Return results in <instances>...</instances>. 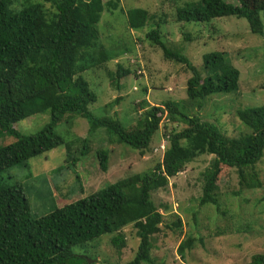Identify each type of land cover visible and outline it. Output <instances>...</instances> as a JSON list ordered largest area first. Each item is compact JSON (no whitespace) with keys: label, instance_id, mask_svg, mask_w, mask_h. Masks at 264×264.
Listing matches in <instances>:
<instances>
[{"label":"trees","instance_id":"16d2710c","mask_svg":"<svg viewBox=\"0 0 264 264\" xmlns=\"http://www.w3.org/2000/svg\"><path fill=\"white\" fill-rule=\"evenodd\" d=\"M117 1L50 0L54 7L50 11L44 2L24 0L17 8L15 0H0V138L8 135L16 139L0 146V264H91L73 249H87L113 236L111 245L121 254L128 240L120 228L129 222L140 242L135 257L126 264H158L152 250L155 235L161 232L163 214L153 202V193L203 156L214 159L212 169L203 173L202 207L218 205V188L231 179L228 171L233 169L242 188L262 187L256 167L264 157V106L237 110L246 130L235 138L202 115L184 113L173 101L149 108L133 129L125 128L114 117L97 118L90 112L89 107L98 97L84 73L115 59L102 41L100 23L106 11L118 7ZM235 1L186 3L178 8L177 21L210 25L217 19L236 17L248 22L250 34L263 36L260 14L264 12V0ZM127 16L131 30L144 29L150 20L149 11L141 8L130 10ZM161 26L157 23L146 38L160 47L166 60L184 65L192 73L187 83L190 102H197L201 109L213 96L239 93L242 73L228 52L204 55L202 74L189 57L163 42ZM186 40H193V36L187 34ZM131 73L132 69L122 65H118L117 72H108L117 90L123 87L121 80ZM139 106L149 105L143 100ZM45 113L50 121L37 134L26 136L15 128L18 122ZM75 116L88 121L89 133L104 129L118 143L143 154L153 143L163 119L167 121L165 130H170L169 123L185 124L186 128L171 131L163 161L154 169L111 184L48 215L34 217L24 185H8L3 174L17 166L29 167L34 158L66 145L56 128L64 119ZM66 147L67 151L71 149ZM96 156L101 169L107 172L109 152L101 149ZM173 225L181 229L182 220L178 218ZM237 231L242 233L243 229ZM197 244L204 246V239L189 236L178 252L185 258L187 251L197 249ZM249 264H264V254L253 256Z\"/></svg>","mask_w":264,"mask_h":264},{"label":"rangeland","instance_id":"374dc122","mask_svg":"<svg viewBox=\"0 0 264 264\" xmlns=\"http://www.w3.org/2000/svg\"><path fill=\"white\" fill-rule=\"evenodd\" d=\"M15 1L17 8L24 2ZM32 1L44 2L47 10L54 11L50 0ZM196 1L118 0L116 9L104 13L100 23L101 38L115 59L104 67L84 73L98 97L89 107L95 117H114L125 128L133 129L139 126L149 108L173 101L188 115H202L207 121L212 120L231 138L245 133L237 110L264 106V35L250 34L248 22L236 17L217 19L210 25L179 23L178 8ZM135 8L149 11L150 20L142 30L128 27L127 14ZM260 17L264 25V12ZM157 23L162 24L163 42L189 57L202 74L204 55L228 52L242 73L239 93L213 96L201 109L197 102H190L187 83L192 73L186 66L166 60L160 47L146 38L156 29ZM187 34L192 35L193 40H186ZM129 50L133 53L127 52ZM118 65L132 69V73L121 80V90L112 85L108 74L117 72ZM143 100L149 106L140 107ZM49 121V114H39L18 122L15 128L23 135L31 136L40 132ZM165 123L167 121L163 119L153 143L143 154L118 143L117 138L104 129L89 133V123L83 118L64 119L58 124L56 133L71 146L69 151L66 145L58 147L31 160L29 167L17 166L8 170L3 177L8 185H24L34 217L48 215L56 208L123 179L146 173L162 163L171 131L186 128L185 124L169 123L170 130H165ZM15 141L14 137L5 135L0 138V146ZM101 149L109 152L107 172L101 169L96 156ZM213 159V156L197 158L183 173L170 178L166 187L153 193V202L163 214L161 232L155 235L152 250L158 264H249L253 256L264 254V157L256 167L262 187L242 188L233 169L228 171L231 179L218 188V205L202 207L203 173L212 169ZM178 218L182 220L181 229L173 225ZM238 229H243L242 233ZM120 230L128 240V246L121 254L111 245L113 236L94 242L87 249L75 247L73 251L88 263L92 261L91 264H126L135 257L140 239L130 222ZM189 236L203 238L204 246L197 244V249L191 253L187 251L182 258L178 249Z\"/></svg>","mask_w":264,"mask_h":264},{"label":"water","instance_id":"95a60500","mask_svg":"<svg viewBox=\"0 0 264 264\" xmlns=\"http://www.w3.org/2000/svg\"><path fill=\"white\" fill-rule=\"evenodd\" d=\"M89 263H92V261H89Z\"/></svg>","mask_w":264,"mask_h":264}]
</instances>
